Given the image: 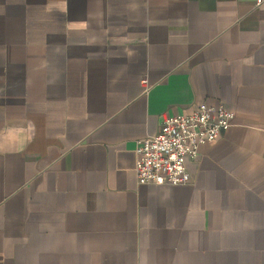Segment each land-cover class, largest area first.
I'll return each instance as SVG.
<instances>
[{"label": "crops", "instance_id": "1", "mask_svg": "<svg viewBox=\"0 0 264 264\" xmlns=\"http://www.w3.org/2000/svg\"><path fill=\"white\" fill-rule=\"evenodd\" d=\"M201 103L190 182L139 184ZM0 264H264V0H0Z\"/></svg>", "mask_w": 264, "mask_h": 264}, {"label": "built area", "instance_id": "2", "mask_svg": "<svg viewBox=\"0 0 264 264\" xmlns=\"http://www.w3.org/2000/svg\"><path fill=\"white\" fill-rule=\"evenodd\" d=\"M263 0H256V5ZM144 92L148 86L142 80ZM233 113L226 104L195 106L188 115L163 114L159 131L135 142V174L141 185L177 186L190 182L187 160H195L199 148L212 144L227 130Z\"/></svg>", "mask_w": 264, "mask_h": 264}]
</instances>
